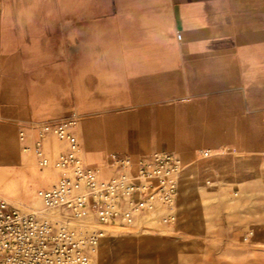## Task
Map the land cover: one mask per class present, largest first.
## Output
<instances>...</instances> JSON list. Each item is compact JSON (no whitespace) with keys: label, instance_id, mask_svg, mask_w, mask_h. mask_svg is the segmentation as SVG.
I'll return each mask as SVG.
<instances>
[{"label":"crops","instance_id":"crops-1","mask_svg":"<svg viewBox=\"0 0 264 264\" xmlns=\"http://www.w3.org/2000/svg\"><path fill=\"white\" fill-rule=\"evenodd\" d=\"M71 113L105 177L115 157L136 175L167 152L183 182H243L264 169V0H0V195L24 199L45 171L20 129L33 145Z\"/></svg>","mask_w":264,"mask_h":264},{"label":"built area","instance_id":"built-area-1","mask_svg":"<svg viewBox=\"0 0 264 264\" xmlns=\"http://www.w3.org/2000/svg\"><path fill=\"white\" fill-rule=\"evenodd\" d=\"M80 121L71 113L37 125L33 145L26 127L20 129L23 153L34 154L40 169L51 170L57 182L38 192L43 206L38 213L0 196V264H91L108 228L140 231L158 216L168 225L176 222L181 159L161 153L132 175L130 160L115 157L113 174L105 177L83 159L76 133ZM49 136L63 146L54 160L46 153ZM87 228L94 230L80 231Z\"/></svg>","mask_w":264,"mask_h":264},{"label":"rangeland","instance_id":"rangeland-1","mask_svg":"<svg viewBox=\"0 0 264 264\" xmlns=\"http://www.w3.org/2000/svg\"><path fill=\"white\" fill-rule=\"evenodd\" d=\"M50 152L54 160L57 142ZM29 157L37 172L40 167ZM52 175L45 170L32 189L25 177L24 199L0 196L38 213L43 210L38 192L49 187ZM182 176L183 172L174 224L158 216L140 231L108 228V235L92 253L91 264H264V169L239 183L201 184L193 175L183 182Z\"/></svg>","mask_w":264,"mask_h":264}]
</instances>
